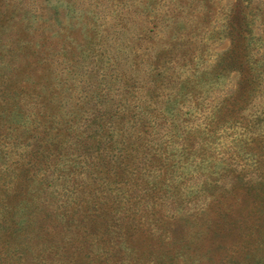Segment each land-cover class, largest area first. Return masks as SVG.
I'll use <instances>...</instances> for the list:
<instances>
[{
	"label": "rangeland",
	"instance_id": "1",
	"mask_svg": "<svg viewBox=\"0 0 264 264\" xmlns=\"http://www.w3.org/2000/svg\"><path fill=\"white\" fill-rule=\"evenodd\" d=\"M238 3L243 6L248 29L253 30L255 39L264 40L263 0H0V109L5 107L4 98L19 101L16 88H31L26 92L32 105L14 115V126L18 124L20 128L6 133L0 127V198L13 189L10 172L18 163H31L25 166L31 179L24 182L33 190L30 195L34 201L28 203L33 215L22 216L28 222L24 234L30 239L27 263L160 264L154 255L143 250L147 244L149 250L156 251L172 242L179 225L186 230L188 241L195 238L197 231L187 221L199 220L183 218H197L195 214L208 206L212 188L206 191L202 184L219 177L217 160L222 155L229 156L223 152L231 146L236 130H218L217 140L212 139L209 145L203 141L204 132L200 135L192 129L196 124L204 128L201 116L208 111L202 109L199 113L192 99H180L182 128L176 129L179 137L173 140L174 144L167 145L163 137L156 138L153 129L158 126L153 117L145 120L147 126L143 129L151 139L146 148L159 150L162 162L152 165L141 150L132 151L128 161H123L126 164L122 165L118 183L104 187L95 181L94 199L88 196L84 180L86 176L95 178L97 173V145L94 141L89 144L90 166L86 167L82 148L75 143L77 137L86 140L87 136H95L98 127L103 131L97 134L109 139L112 121L119 123V130H127L123 137L115 134L112 138L129 143L128 130L132 126L142 130V126L133 125L134 121L124 113L121 119L113 117L116 109L134 100L132 112L137 113L139 99L143 105L149 95L161 94V98H155L164 100L169 93L158 89L159 82L158 88L154 87L158 92L148 88L153 80L148 60L155 61L159 56V62L165 63L173 76L172 82L190 74V67H212L219 54L230 48L225 31ZM261 43L254 40L252 46L254 54H263L264 58ZM25 44L30 46L28 50L22 49ZM237 79L238 73H232L225 92L235 87ZM138 86L146 88L139 90ZM172 86L173 83L166 84L165 88ZM256 98L259 114L264 110V84ZM250 108L246 115L251 113ZM152 109L153 106L148 111ZM189 117L194 121L183 122ZM158 123L165 125L162 119ZM53 137H57L55 146L51 144ZM201 145L204 150L195 152ZM74 162L72 172L70 165ZM156 172H165L166 180L172 179L176 185L183 177L186 184L178 190L185 199L167 198L165 190L151 195L146 180ZM101 196L106 199H100ZM84 198L100 210L88 212L87 203H78ZM7 203L4 199L3 204ZM7 207L0 205V210ZM228 213L234 218L246 210L235 205ZM256 221L237 220L236 224L245 229ZM2 224L0 244L7 240L6 248H19V236L8 239L9 232ZM79 224L83 226L78 227ZM128 226L133 228V238L142 242L141 249L138 245L133 250L114 245ZM237 240L236 235L234 241ZM36 256L39 257L34 259ZM174 264H185L184 257L178 254Z\"/></svg>",
	"mask_w": 264,
	"mask_h": 264
},
{
	"label": "trees",
	"instance_id": "2",
	"mask_svg": "<svg viewBox=\"0 0 264 264\" xmlns=\"http://www.w3.org/2000/svg\"><path fill=\"white\" fill-rule=\"evenodd\" d=\"M242 8L243 6L238 3L236 11H233L229 17L230 20L226 26L225 34L230 39V48L219 54L216 63L212 67H202L201 69L190 67V74L184 76L185 78L178 77L172 82L173 76L169 74L166 64L159 62V56L156 57L155 61L148 60L149 72L153 77V80L148 84V88L153 87L154 92H156L157 89L154 87H157L156 83L159 82L160 85L157 88L169 91V93L164 95V100L155 98H161V94L158 96L149 95L143 105L142 100L139 99V102L136 103L139 108L137 113L136 111L132 112V110H135L133 108L134 100L124 104L123 108L116 109L113 117L121 119L124 113L127 114L125 117H129L131 121H134L133 125L136 126L137 123H140V127L142 126V130L133 126L128 130L129 143L112 138L115 134L123 137V132L127 131L125 127L119 130V123L113 121L109 122L112 131L109 132L111 133L109 139L97 134H101L103 131L98 127L95 136H87L86 140L77 137L75 143L82 148L86 167L90 166L88 146L93 143L92 141L97 145L98 154L95 157V163L98 164L97 173L95 178L86 176L84 180V183H87L88 186V196L94 199L97 197L94 194L97 183H99V186L104 187L118 183L117 178L122 177V173H120L122 165L126 164L123 161H128L132 151L141 150L142 156L150 158L152 165L159 164V161L162 162V153L159 150L146 148L151 139L147 138V131L143 129L144 126H147L145 120H150L153 117L155 125L158 126L153 129L156 138L163 137V140L167 141L165 144L168 145L169 142L174 144L173 140L179 137V131L176 129L182 128L179 116V114L183 115L180 109L182 104L180 99H192L199 108V113L202 112V109L208 111L207 114L202 112L203 116H201L204 122L200 124H205L204 128H201L200 125L198 127L196 124L192 129H195V132L200 135L204 132L203 134H206V137L203 141H208L209 145L212 139L217 140L218 130L222 128L226 131L236 130L231 146L226 152H223L228 153L229 156L222 155L220 160H217L218 172L216 173L219 177L202 184L205 186L206 191L212 188L211 201L208 206L199 215L195 214L197 218L194 215L183 218V220H199L196 223L187 221L188 225L197 231L195 238L188 241L186 230L184 231V227L179 225L178 230L174 231L172 242L161 245L156 251L149 250L148 244L143 248L144 251L154 255L160 264L165 261L172 262L173 260L171 264H174L178 254L179 257H184L185 264H264V110L257 114L256 106V93L258 89H262L264 84V58L263 54L256 56L254 46H252L254 40L262 41L261 45H264V40L255 39L253 30L248 29L249 24L246 23V15L243 14ZM25 46L22 47L23 50L30 48L28 44H25ZM19 50L20 48L16 49V51ZM234 72L238 73L236 85L231 91L226 90L225 92V89H229L227 82ZM1 83L7 86L6 82ZM135 83L133 82V85ZM170 83H173V86L165 88V85ZM123 84L127 85L125 81ZM145 88L146 86L136 87L139 90ZM16 89L19 90V92H16L19 101L16 102L12 98L2 99L5 107L0 109V120H3V122H0V127L6 133L16 132V129L20 128L18 124L14 126L15 113L17 112L18 116V110H26L32 105L26 92L27 90L30 91L31 88L21 87ZM217 91H222L223 94L212 96ZM205 94L206 96L203 97ZM152 106L153 109L149 112L148 109ZM200 107L202 108L200 109ZM249 108L251 113L246 115L245 113ZM123 109H127L129 112ZM159 119L165 121L164 126L158 123ZM191 119L189 117L183 122H193L194 120ZM50 122L54 123L55 120H50ZM56 122L59 123V120H56ZM89 125L92 126L91 123ZM260 127H263V130H260ZM237 131H239L238 134ZM143 134L145 135L144 138L141 137ZM105 135L109 136V134ZM56 139L57 137H53L51 140V144L54 146ZM119 146L125 148L119 149ZM195 150V152H199L203 151L204 148L201 145ZM119 163H121V166H119ZM107 164L111 166L107 167ZM18 165L20 167L17 166L9 175V182H12L13 189L0 198L1 206H9L0 210V222L3 223L2 228L9 232L6 235L8 239H15L19 236V248H6L7 240L5 244H0L2 250L0 252V264H30L25 259L26 250L30 248V239L24 234L25 225L28 222L22 220V216L25 215L30 218L33 215L31 206L28 204L29 201H34V198L30 195L33 190H29L24 182L31 179L29 178L30 171L25 169V166L31 165V163L22 162ZM67 165L66 162V167ZM165 165L169 168L167 164ZM169 165L171 166V164ZM70 167H72V172L75 171L73 168L75 162ZM19 168L22 169L19 170ZM67 170L65 168V173H67ZM164 173L158 172L157 174L151 173L152 176L149 175L151 178L146 180L150 183L149 188H147L148 192L150 191L153 195L156 192L165 190L167 198L183 201L185 195L178 188H183L186 184L184 178L181 177L182 180L176 185L172 179L167 181ZM0 181L2 180L0 179ZM199 192L194 191L192 193ZM4 199L8 200L7 204H3ZM100 199H106V197L101 196ZM13 202L16 203V206L13 205ZM78 203H87L86 198ZM235 205L243 207L246 213H239L238 216L231 218L228 211ZM97 206V204L90 206L87 203L86 209L88 212H93L96 209L100 210L101 207ZM84 208L85 206H82L80 209L84 211ZM85 216H87V212ZM237 220H257V223L254 226L250 225L245 229H241L236 224ZM80 226H83V224L78 225V227ZM132 229L130 226L126 227V233L124 232L119 240L114 242V245L124 246L130 250L135 249L138 245V248L141 249L142 242L133 238ZM235 233L238 237L237 241H234L236 238ZM22 235H25L24 238H21ZM143 241L148 243L145 238H143ZM230 242L231 244H229ZM38 257L36 256L34 259Z\"/></svg>",
	"mask_w": 264,
	"mask_h": 264
}]
</instances>
